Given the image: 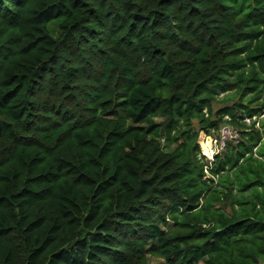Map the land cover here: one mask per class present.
Returning <instances> with one entry per match:
<instances>
[{"label":"trees","instance_id":"obj_1","mask_svg":"<svg viewBox=\"0 0 264 264\" xmlns=\"http://www.w3.org/2000/svg\"><path fill=\"white\" fill-rule=\"evenodd\" d=\"M263 110L264 0H0V264H264Z\"/></svg>","mask_w":264,"mask_h":264},{"label":"rangeland","instance_id":"obj_2","mask_svg":"<svg viewBox=\"0 0 264 264\" xmlns=\"http://www.w3.org/2000/svg\"><path fill=\"white\" fill-rule=\"evenodd\" d=\"M50 27H51V30H52L51 32L53 34H56L55 33L56 32V29H55L56 25L53 24ZM224 96H225V94H221V95H219L217 97L219 101H217V102H215L213 104L214 110H218V109H220L221 107H223L225 105L230 106L236 101V99L233 98L231 100H227L226 102H224V101L220 102V100H222L224 98ZM238 115H239V113H238ZM242 121L245 122L248 126H252V128L248 129L249 131L250 130H259L261 132L262 140H261L260 144H258V146L253 151H254V155L255 156H258L260 153H262L263 154V158H264V110L259 115L255 116V117H252V118H246V119H244ZM225 126L229 127V130H230L229 136H232V140H230V141L232 143H236V141L238 139V131H239L238 128L235 127V126H232L230 124H227V123H226ZM223 127L224 126H222V128ZM219 134H220V132H219ZM236 135H237V137H236ZM233 136L236 137V138L234 139ZM239 137H240V135H239ZM197 142L199 144V147L203 151L205 157L208 160L209 159L210 160L213 159L214 154L217 152V149H215L213 147V144H212L213 138L210 137V136H207L204 132H200ZM209 144H210V147H209Z\"/></svg>","mask_w":264,"mask_h":264},{"label":"built area","instance_id":"obj_3","mask_svg":"<svg viewBox=\"0 0 264 264\" xmlns=\"http://www.w3.org/2000/svg\"><path fill=\"white\" fill-rule=\"evenodd\" d=\"M229 127L228 126H224L221 130H220V134L219 137L217 138H213V147L215 149H217V152H220L224 149V147L226 146L227 142L232 140V136H229ZM234 137V136H233ZM237 137V135H236ZM234 137V139L236 138Z\"/></svg>","mask_w":264,"mask_h":264}]
</instances>
